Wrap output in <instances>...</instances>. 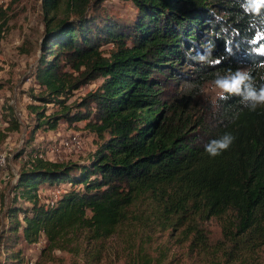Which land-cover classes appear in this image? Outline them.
<instances>
[{
	"label": "trees",
	"instance_id": "16d2710c",
	"mask_svg": "<svg viewBox=\"0 0 264 264\" xmlns=\"http://www.w3.org/2000/svg\"><path fill=\"white\" fill-rule=\"evenodd\" d=\"M101 1H40L44 15L63 3L67 16L44 19L33 69L41 89L26 105L36 122L26 144L36 129L78 121L99 142L79 162L27 148L0 243L43 236L53 248L79 228L94 240L122 236L124 264H171L165 250L150 247L151 232L169 230L216 264L253 261L264 250V106L253 110L243 85L223 98L219 88L206 96L205 86L240 74L256 92L264 87V3L255 10L259 0H129L126 18L99 9ZM17 128L9 119L0 141ZM224 135L235 139L210 156L206 148ZM44 185L66 188L43 203ZM210 218L219 226L214 241L202 226Z\"/></svg>",
	"mask_w": 264,
	"mask_h": 264
},
{
	"label": "rangeland",
	"instance_id": "374dc122",
	"mask_svg": "<svg viewBox=\"0 0 264 264\" xmlns=\"http://www.w3.org/2000/svg\"><path fill=\"white\" fill-rule=\"evenodd\" d=\"M40 1L0 0L4 20L0 27V130H5L9 119L18 123L17 130L7 132L6 137L0 141V225L3 227L7 222L4 208L12 196L10 187L16 179L18 169L25 165L28 147L37 150L47 160L79 162L92 153L99 142L84 126V121H78L60 122L53 130L36 129L32 141L26 144L28 132L36 123L34 117L27 112L26 105L34 102L31 94L35 95L41 89L34 79L33 69L39 54L37 45L44 19L53 16L54 22L67 16L63 3L44 15ZM100 7L99 9L126 18L134 11L129 0H103ZM105 47L107 46H102ZM100 81L97 78L72 90L67 102L78 101ZM217 88L213 85L205 86L206 96L214 97L218 93ZM49 112L50 109H47L46 113ZM63 188L66 186H39V201H53ZM202 226L211 241L219 237V226L215 219L204 221ZM151 233L150 247L153 253L159 249L165 250L171 264H216L211 257L189 251L187 241H182L177 231ZM124 242L120 235L94 240L86 230L79 228L65 232L57 239L53 248L49 247L43 236L31 244H26L20 238L11 236L7 239L5 236L0 243V264H124ZM17 253L21 258L20 263L11 258ZM230 264H264V250L253 261L237 260Z\"/></svg>",
	"mask_w": 264,
	"mask_h": 264
},
{
	"label": "clouds",
	"instance_id": "9594fccd",
	"mask_svg": "<svg viewBox=\"0 0 264 264\" xmlns=\"http://www.w3.org/2000/svg\"><path fill=\"white\" fill-rule=\"evenodd\" d=\"M264 3V0H259L256 5L255 10H258L259 4ZM260 51L264 53V46L261 47ZM246 76L237 74L235 77L225 80H217L216 85L221 89V97L223 98V93L228 94H241V87L244 86V98L252 102L253 110L260 105L264 106V87L260 89L259 92L251 89L250 86L245 84ZM235 138L231 135H224L222 139L218 141H213L207 148L206 152L212 156L216 157L222 152L227 151L229 146L232 144Z\"/></svg>",
	"mask_w": 264,
	"mask_h": 264
},
{
	"label": "built area",
	"instance_id": "2783aa9c",
	"mask_svg": "<svg viewBox=\"0 0 264 264\" xmlns=\"http://www.w3.org/2000/svg\"><path fill=\"white\" fill-rule=\"evenodd\" d=\"M37 157H40V158H42V156L40 155V153L39 154H37L36 155ZM0 161H2V159L0 158Z\"/></svg>",
	"mask_w": 264,
	"mask_h": 264
}]
</instances>
